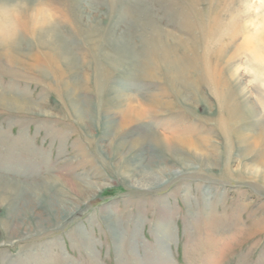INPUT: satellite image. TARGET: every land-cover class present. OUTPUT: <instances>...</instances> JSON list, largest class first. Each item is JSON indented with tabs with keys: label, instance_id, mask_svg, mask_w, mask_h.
<instances>
[{
	"label": "rangeland",
	"instance_id": "obj_1",
	"mask_svg": "<svg viewBox=\"0 0 264 264\" xmlns=\"http://www.w3.org/2000/svg\"><path fill=\"white\" fill-rule=\"evenodd\" d=\"M177 5L188 14L187 20L183 18L187 29ZM0 9L1 21H15L19 28L21 54L40 58L49 49L40 46L38 33L29 30L43 16L51 18L58 40L66 43L79 64L65 80L84 84L78 99L87 118L85 123L77 120L71 99L48 67L42 76L16 72L0 60L4 67L0 94L34 107L31 112L0 107V190H9L8 202L0 199V264H264V184L255 186L228 175L238 168L241 153L235 146L227 150L217 127L220 110L215 96L222 94L245 111L242 127L250 123L248 110L261 122L257 132L263 131L264 5L260 0H194L193 5L187 0H0ZM141 14L140 23L151 20V25L173 37L195 38L199 93H187L193 114L183 113L186 124L202 138L210 136L216 146L203 144L211 160L198 172L199 162L187 150L179 148L177 154L188 161V169L147 145L144 156L150 160L145 166L155 172L159 162L167 168L162 175L182 170L188 175L151 191L130 187L117 168L116 136L107 132L104 118L99 121L96 113L101 99L96 90L98 66L89 55L114 54L113 40L123 38L133 54H145L144 60L151 62V35H146L149 41L133 19ZM163 41L178 57L185 54L181 45L168 43L167 37ZM140 65H129L123 72L110 70L108 86L127 85L122 92L149 100L160 86L132 79L142 70ZM173 111H160L163 115L151 118L150 126L165 133L164 123H174L173 116L179 113ZM146 129L141 122L121 139L132 140ZM138 161H132L133 167L145 168ZM59 179L97 185L100 190L77 195L62 182L54 183ZM38 228L45 232L36 234Z\"/></svg>",
	"mask_w": 264,
	"mask_h": 264
},
{
	"label": "bare ground",
	"instance_id": "obj_2",
	"mask_svg": "<svg viewBox=\"0 0 264 264\" xmlns=\"http://www.w3.org/2000/svg\"><path fill=\"white\" fill-rule=\"evenodd\" d=\"M187 1L189 4L193 5L194 0ZM260 2L264 5V0H260ZM172 4L174 6L176 5L174 2ZM140 5V3L136 4L137 10ZM177 6L179 7V5ZM41 8L45 9V7ZM179 10L181 12L179 18L182 19V23H185V28L187 29L189 28V24L184 19H188V14L185 12L183 5H180ZM141 11L142 10H139L140 13ZM39 12L40 11H38V15H41ZM46 16H48V14ZM141 17L142 14L138 17L134 16L133 19L134 21L139 22L138 24L144 28L143 33L145 37H147L146 35H151L149 36L151 41L147 37L151 44L150 49H153L152 52L154 53L150 54L151 57H149V59H153L151 62L147 59L144 60L145 54H133L132 48H130L126 42L127 39L125 40L123 38H117L113 40L111 48L114 54L109 53L89 55L92 57L93 62H96L98 66L99 77L97 80L98 85L96 90L99 95L98 97L101 96V99L96 106V109H98L96 113L98 114V120H101L103 117L104 120L108 121L105 122L102 119L103 127L107 130V132L109 133L110 131H113L114 135L116 136L117 141L113 146V153L118 157L116 161L117 168L120 170V173L124 179L129 183L130 187L142 191H151L158 189L160 186L166 185L178 178H185L186 176L188 177V175H186L183 170L181 172L175 171L169 175H162V173L167 171V168L162 167L163 165L159 162H157V164L155 163L156 167L153 168L155 172L150 169V165L148 167L145 166L144 163L150 160V157L146 158L144 156L145 147L147 145H152L151 147L155 148V150L162 151L168 155L169 158H174L176 160L175 162L185 166L186 169L190 167L187 164L188 161L186 162L184 159H180L177 151L179 148L187 150L189 153L194 154L192 157H194L199 162L200 166L197 169L199 170L198 172H200V168L207 165L205 161L210 159L208 151L203 147V144L206 146L210 145L211 149H216V146H214L215 142H211L210 136L205 135V138H202L199 131H194L189 125L186 124L185 120L186 115L184 113L190 115L193 114L191 113V110L188 109V107H191L192 99L187 96V93L190 92L192 96L195 95V93L199 90V82L195 80L200 74L198 69L199 64L198 62L196 63L197 60L194 58V51L196 48L193 41L195 38L193 39L191 37V41H189L188 38H183L182 35L181 37H178L179 35H177V37H173L171 34H168L167 32L165 33L158 27L151 25V20L140 23L142 20ZM52 22L53 21L51 18L49 20V18L43 16L41 22H38L34 27L32 26L34 29L29 30L31 33L33 32V35H37L38 33L40 46L43 47L46 45L49 49L48 52L43 54V58H40L35 55L21 54L20 42L18 40V34L20 33L17 32L19 29L17 24L15 21L13 23L4 24L0 19V60H4V62H6L8 66L13 68L16 72L17 70H23L25 72H30V74H38L42 76H46L47 71L45 69L48 67L57 75L58 84H60L61 88H64V92H66L69 99H71L72 111L74 115H76L77 120L79 122L85 123L87 120L85 114L86 111L82 110V105L81 103L79 104L78 99L79 94L85 90L84 84L82 82H68L65 80L68 74L77 72L79 64L77 63L76 59L71 54H69L66 43L63 41L60 42L58 40V33ZM202 25H205V23H202ZM201 33L205 35V29ZM89 37L87 38L90 39ZM91 37L94 38L93 36ZM166 37L167 42L172 41L173 44L181 45L185 54L178 57L173 50V47H171L172 45L169 46L164 44L163 38ZM24 58H26L28 61H26ZM141 58H143L142 62ZM136 63H141L140 66H142V70H137V72L133 74V80L140 81L143 79V81L145 80L154 82L160 86L156 94L152 95L149 100L143 99V101H139L136 100L134 95L131 93L122 92V90L124 91L128 89L127 85H120L119 83L116 87L113 85L108 86V80L111 79L110 70L122 71L127 68V66L132 64L135 65ZM0 68L3 69V65L0 64ZM190 69L193 70L191 79L188 78V74L192 73ZM58 95L61 97L62 92L58 91ZM218 95H215L218 99L220 110V117L217 127L222 131L224 138L226 139L227 150L230 151L232 147L235 146L241 153V160L238 168L234 170L232 169L228 175L233 177L234 174L238 176L237 178L234 176V178L238 181L245 182L248 180L251 181V183H253L255 186L264 184V129L261 132H257L256 130L257 126L261 124V122H259V120L254 117L252 112L247 110L246 113L250 123H247L246 127H242L241 125L244 117L242 113L244 110L240 109V107L235 105L234 102L230 100L226 101L222 94ZM163 98H172L173 101H165ZM197 99H201L200 94ZM0 107L10 108L17 112H31L34 108L24 100L19 101L3 94H0ZM175 108H177V110H175ZM183 108L185 109L183 110ZM173 110L176 112L179 111V113L173 116L174 123H164L163 128L165 133L157 132L154 127L150 126L149 120L151 118L163 115L162 113H159L160 111H166L165 113H170V111ZM141 122H144L146 128L148 127V130L146 129L144 134L139 132L133 137L132 140L128 141L121 139V135L125 131H128L130 128L135 127ZM206 122L210 121L206 120ZM197 136L202 139H195ZM129 156L131 157L130 159H132L130 161L127 160ZM122 158L124 159V162H119ZM134 159L135 161L139 160L140 165L145 166V168L138 170L137 166H135V169L132 163ZM212 163H214V161ZM158 170L160 171L158 172ZM59 182H62V186H67L77 195H83L84 193L94 194L92 193L93 191L96 192L100 190L97 185H84L78 181L64 182L61 179H59V181H54L55 184H59ZM6 192L7 193H5L4 190H0V199L3 201V203H7L9 199V196H7L9 194V190ZM66 209L69 210L70 208L66 207ZM69 212L72 214V211L69 210ZM213 218L215 217H211V219ZM216 221L218 222L217 219ZM207 225H209V223ZM211 228H213V226H211ZM38 230L39 231L36 234L45 232V229L43 228H38ZM233 232H235V230ZM225 248L223 249L224 251Z\"/></svg>",
	"mask_w": 264,
	"mask_h": 264
}]
</instances>
